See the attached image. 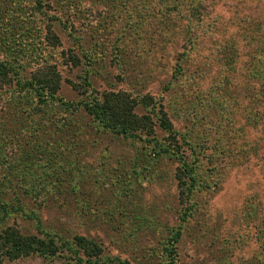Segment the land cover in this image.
I'll list each match as a JSON object with an SVG mask.
<instances>
[{
  "label": "rangeland",
  "instance_id": "1",
  "mask_svg": "<svg viewBox=\"0 0 264 264\" xmlns=\"http://www.w3.org/2000/svg\"><path fill=\"white\" fill-rule=\"evenodd\" d=\"M32 3L0 0V31L11 45L36 44V31L49 23L51 9L39 14ZM63 8L52 23L60 40L50 53L61 77L57 94L74 103L89 91L151 95L177 131H190L195 154L186 153L196 156L197 177L204 182L190 198V214L179 222L183 205L172 177L178 163L153 165L141 154L149 153L144 143L112 141L94 123L84 125L88 119L82 115L69 128L77 129L79 139L51 154L77 156L91 199L83 209L71 202L40 207V222L67 236L93 237L105 257L126 264H171L164 246L178 223L175 264H264V123L254 116L264 115V107L262 79L252 76L262 71L264 59V0H73ZM60 49H71L82 63L64 64ZM79 49L91 56L90 63ZM83 77L90 84L86 94L84 86L76 91L67 82L83 83ZM24 202L27 210L37 207L29 198ZM119 204L123 216L111 213ZM12 221L23 232H35V223L20 214ZM10 264L61 262L26 257Z\"/></svg>",
  "mask_w": 264,
  "mask_h": 264
},
{
  "label": "trees",
  "instance_id": "2",
  "mask_svg": "<svg viewBox=\"0 0 264 264\" xmlns=\"http://www.w3.org/2000/svg\"><path fill=\"white\" fill-rule=\"evenodd\" d=\"M69 1L73 0H33L31 10L45 15V11L51 9L47 16L49 23L43 32L36 31V44L27 41L24 45L17 41V46L11 45V37L5 35V30L0 31V118H4L0 120V264H10L26 257H41L52 262L58 259L61 264H126L125 261L105 257L100 243L93 237L82 234L67 236L55 228L45 227L36 211L49 203L62 207L68 202L83 209L84 201L91 199L88 198L85 176L76 165L79 161L77 156L57 159L55 154H51L54 147L65 143L72 146L79 139L77 129L70 132L69 128L71 124L78 123L82 115L88 119L84 125L94 123L99 132L109 134L112 141L144 143L149 153L141 154L149 156L148 161L153 165L170 159L178 163L172 177L178 202L183 205L178 215L179 222L190 214V198L195 187L204 182L197 177L196 156L190 158L186 153L188 150L195 154L190 131H177L161 103L151 95L122 89L88 92L90 84L84 77L83 83L67 82L76 91L84 86L81 91L88 92L87 98L74 103L57 94L61 77L50 53L60 46V40L52 23L60 20L65 10L63 4L67 5ZM14 17L12 15L9 19L11 30L10 21ZM62 24L65 29V22ZM25 30L26 39L30 33L29 26H25ZM23 37L21 32L20 38ZM39 43L41 45L36 52ZM231 45L229 43L227 51L232 53ZM27 49L35 54H28ZM79 50L83 62L90 63L91 56ZM60 54L64 64L69 62L78 66L82 63L71 49H60ZM23 55L31 57L22 59ZM263 63L264 59L262 71L258 69L252 76L262 79L261 102L264 107ZM250 97L253 105L256 99ZM232 98L235 103L236 97ZM254 116L255 122L261 120L260 123H264L263 113ZM24 198L31 199L37 207L25 209ZM111 213L125 215L120 204ZM16 214L33 221L35 232H23L15 221L9 223ZM181 225L178 223L169 229L170 237L166 240L169 247L164 246L171 264H175L173 243L180 235Z\"/></svg>",
  "mask_w": 264,
  "mask_h": 264
}]
</instances>
